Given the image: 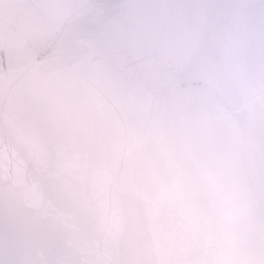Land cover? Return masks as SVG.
<instances>
[{"label": "clouds", "instance_id": "1", "mask_svg": "<svg viewBox=\"0 0 264 264\" xmlns=\"http://www.w3.org/2000/svg\"><path fill=\"white\" fill-rule=\"evenodd\" d=\"M0 264H264V0H0Z\"/></svg>", "mask_w": 264, "mask_h": 264}]
</instances>
